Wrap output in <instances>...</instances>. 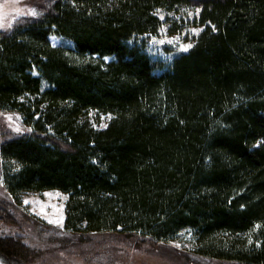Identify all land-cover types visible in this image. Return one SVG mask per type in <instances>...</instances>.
<instances>
[{"label": "trees", "instance_id": "1", "mask_svg": "<svg viewBox=\"0 0 264 264\" xmlns=\"http://www.w3.org/2000/svg\"><path fill=\"white\" fill-rule=\"evenodd\" d=\"M156 9H199L169 64L141 38ZM0 110L31 128L0 144L6 190L65 192L67 233L183 232L201 264H264V0H51L0 31ZM31 254L0 235L5 264Z\"/></svg>", "mask_w": 264, "mask_h": 264}, {"label": "rangeland", "instance_id": "2", "mask_svg": "<svg viewBox=\"0 0 264 264\" xmlns=\"http://www.w3.org/2000/svg\"><path fill=\"white\" fill-rule=\"evenodd\" d=\"M50 1L0 0V31L10 29L21 18L38 15ZM33 12L36 15H32ZM155 14L162 23L156 34L141 37L145 43L144 49L152 59L169 64L175 55L189 49L182 50V44L192 46L194 43L200 31L197 33L192 29L201 30L202 26L194 24L193 19L198 15L195 9H184L177 14L156 9ZM172 26L179 29L170 32L169 28ZM49 39L55 46L69 45L65 38L53 33L49 35ZM88 117L93 127L101 129L107 125L112 115L92 110ZM17 128L20 131H16ZM30 131V126L23 122L18 111L0 110V144ZM66 200L65 192L48 189L24 192L19 196L18 202L14 201L3 183L0 158V202L5 204V211H0V235L18 241L32 252L27 261L18 260L9 264L203 263V258H197L191 253L188 235L183 232L174 240L164 243L153 242L144 236L115 232L94 234L93 243L84 241L82 237L64 231ZM209 263L213 264V261ZM0 264L5 263L0 259Z\"/></svg>", "mask_w": 264, "mask_h": 264}, {"label": "snow or ice", "instance_id": "3", "mask_svg": "<svg viewBox=\"0 0 264 264\" xmlns=\"http://www.w3.org/2000/svg\"><path fill=\"white\" fill-rule=\"evenodd\" d=\"M197 12H199V9H197ZM32 15H36V13L33 12ZM189 15H191V13H189ZM192 31L198 33V32L200 31V29H195V28H194V29H192ZM190 47H191L190 44H189V45H183V44L181 45V49H182V50H187V48H190ZM106 59H107V58H106ZM16 131H20V129L17 128ZM27 202H28V201L26 200L25 203H27ZM56 223H59V221H56Z\"/></svg>", "mask_w": 264, "mask_h": 264}]
</instances>
